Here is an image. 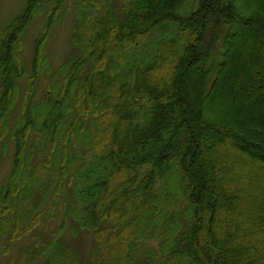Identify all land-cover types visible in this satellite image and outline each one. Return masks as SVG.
I'll return each instance as SVG.
<instances>
[{"label": "trees", "instance_id": "16d2710c", "mask_svg": "<svg viewBox=\"0 0 264 264\" xmlns=\"http://www.w3.org/2000/svg\"><path fill=\"white\" fill-rule=\"evenodd\" d=\"M53 1L36 43L24 116L12 132L18 142L14 168L0 188V242L29 233L42 214L52 218L70 174L69 181L75 177L77 184L67 216L93 231L95 245L88 257L63 238L40 251L30 245L22 254L31 264L40 255L43 264H264V167L250 159L254 152L264 158V109L248 122H219L205 119L200 104L214 96L223 79L227 49L241 21L240 0H197L194 5L190 0H127L121 15L108 0L103 17L93 12L96 1L77 0L73 42L81 54L62 65L60 99L51 98L40 115H47L42 127L53 147L62 133L67 143L55 155L57 168L50 170L42 163L33 166L34 150L26 153V147L36 127L33 98L43 43L57 19V4L65 2ZM257 1L247 2L252 9ZM43 5L44 0H28L0 32V124L15 104V80L24 76L14 58L21 36ZM187 5L193 10L185 16L181 11ZM244 26L259 36L245 39L230 81L229 100L237 110L248 99L264 104V15ZM155 35L160 40L151 53L139 54L145 39ZM198 64L201 72L195 70ZM188 73L190 81L183 78ZM90 115L98 128L88 142ZM252 120L258 128L250 127ZM74 138L85 148L83 164L69 146ZM234 144L249 154L225 157ZM180 189L188 203L183 221L167 204ZM50 196L52 205L38 211ZM105 220L110 224L102 226ZM143 243L147 250L137 259Z\"/></svg>", "mask_w": 264, "mask_h": 264}, {"label": "rangeland", "instance_id": "374dc122", "mask_svg": "<svg viewBox=\"0 0 264 264\" xmlns=\"http://www.w3.org/2000/svg\"><path fill=\"white\" fill-rule=\"evenodd\" d=\"M27 1L28 0H0V32L4 30L6 25L12 19H15L21 14L23 9L26 7ZM92 1H96V3L99 4V6L96 7L93 12L98 17H103L107 11L106 2L108 0ZM109 1H111L115 6L117 15H121L122 5L124 1L127 0ZM196 1L197 0H190V3L193 4ZM247 1L250 0H240L236 4V13L239 15L241 21L238 24L239 28L237 29L235 35L231 38V45L227 49V67L224 69L223 79L219 84H217L214 96L212 98L206 97L200 103L203 107L202 113L207 120H215L219 122H237L239 119H242L248 122L255 112H261V110L264 109L263 101L259 99L246 100L247 102L244 104V107L239 110H237L229 100L230 81L233 77L235 69L239 65L238 57L242 53V45L249 35H253L254 38L259 36L257 31L255 33H250L248 29L245 28L244 21L255 20L264 15V0H258L256 2L257 6H252V9L251 3L248 4ZM53 3V0H44L42 11L39 12L33 20H31L28 27L21 36L20 41L22 48L19 51L16 50L17 52L14 57L16 61L15 64H17L24 71V76L20 79L16 78L15 82L18 84V91L15 104L13 103V107L8 113V116L0 124V188L9 180L15 165L16 146L18 139L13 137L12 132L16 127H18V124L21 122L22 117L24 116V113L22 112V103L25 88L28 84V79L33 74V59L36 43L44 33L46 25L49 22L50 9L54 7ZM57 6H59L57 19L54 18V21L52 20L53 23L48 32V36L43 43V59L37 79V92L33 98L34 105L36 106L35 109L33 108V110H35L34 115L36 127L33 128L29 134L26 147V153L30 149L34 150L32 160L33 166L42 163V165H47V167L49 166L48 168L50 170L57 168L55 164V155L59 154L57 151H61L67 143L63 138L64 133H62L57 136V146L53 147L54 142H52L51 138L48 139L49 137L45 136V131L42 127V121L47 118V115L40 117L41 110L45 104L48 106L51 105V103H49L51 98L53 101H58L60 99L58 92L63 85V76L60 73L62 65L69 59L70 56L77 57L81 54L80 49H78V47L74 45L73 42L77 19L75 12L77 0H65V2L60 5L58 3ZM192 10L193 8L190 7V5H187L184 7L181 13L186 16L190 14ZM172 31L175 32V29H172ZM159 40V35H155L148 40L145 39V48L141 49L139 54L143 55L146 52L151 53ZM201 68L202 64H198L196 65L195 70L197 72H201ZM183 78L190 81L191 76L189 73L187 75L183 74ZM249 124H251L250 127L253 129L258 128L256 121L252 120V122H249ZM63 127L66 128V125ZM95 127L97 126L93 123V116L90 115L86 124V130L89 129V138L87 137L88 142L95 137ZM42 131H44V133H42ZM218 144L222 143L218 142ZM69 146L71 147L74 156L78 157V159H81L79 164H81L83 161V163L87 162L84 154L85 148L82 147V145H79L77 139L74 138L69 143ZM226 150L228 152L225 151L223 154L228 159L249 154L245 148L238 144H234V147L231 148L227 147ZM250 155V159L254 162V164L258 163L264 167L263 157H258V154L255 152L254 154L250 153ZM248 172H253V166L249 167ZM70 177L71 175L69 174V176L64 178L62 182V189H60L58 194V200L55 204H53L54 208L52 212V218H47L46 215L42 214L39 223L33 225V229L29 233H23L22 236L20 235V237L17 238H11L10 235H8L6 238H3V240L0 242V264H31L26 259L25 254H22L24 248L32 245L34 247V251H40L41 247L44 245L46 246V244L49 242H51L53 246L54 241L58 238H63L67 245L79 251L83 256H89L96 242L93 231L82 229L79 226V222L67 216L66 213L67 203L73 195L77 184L76 178L74 177L72 181H69ZM227 177L228 175H226L225 178ZM253 178H255V175ZM166 180L167 179H163L160 181L163 185V188L164 185H168ZM223 181L226 183L225 180ZM251 181H253V179ZM160 182L157 185L158 188L160 186ZM38 194L39 193L36 192V197H38ZM175 196V200H173L172 203L167 204L171 206V209L178 213L179 219L183 221L185 219L183 215L188 209V203L186 202L185 198L186 194L183 193L182 189H180L179 192H175ZM51 199L52 197L50 196L43 200L42 203H40L38 211L45 213V208L50 204L52 205ZM15 200H17V198H15ZM167 204H165V207L168 206ZM102 224V226H107L110 224V222L105 220ZM152 244H154V242ZM6 246H8V251L5 250ZM146 250L147 246L145 243H143L138 249L137 259H139L141 254ZM43 260L44 255H40L32 264H43Z\"/></svg>", "mask_w": 264, "mask_h": 264}]
</instances>
